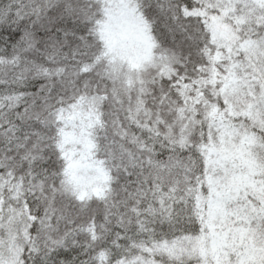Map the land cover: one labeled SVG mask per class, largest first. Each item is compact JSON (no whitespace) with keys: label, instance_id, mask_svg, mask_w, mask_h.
<instances>
[{"label":"snow or ice","instance_id":"6c2138e0","mask_svg":"<svg viewBox=\"0 0 264 264\" xmlns=\"http://www.w3.org/2000/svg\"><path fill=\"white\" fill-rule=\"evenodd\" d=\"M0 264H264V0H0Z\"/></svg>","mask_w":264,"mask_h":264}]
</instances>
